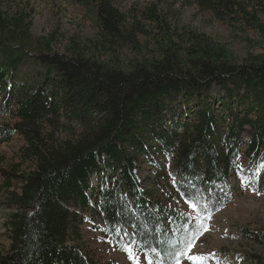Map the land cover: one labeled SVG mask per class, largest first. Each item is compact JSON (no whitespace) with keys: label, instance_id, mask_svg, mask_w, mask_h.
Instances as JSON below:
<instances>
[{"label":"trees","instance_id":"obj_1","mask_svg":"<svg viewBox=\"0 0 264 264\" xmlns=\"http://www.w3.org/2000/svg\"><path fill=\"white\" fill-rule=\"evenodd\" d=\"M210 5L203 6L212 9ZM97 12V26L106 36L105 41L128 39L129 32L125 34L128 30L119 26L122 15L107 0H99ZM17 23L22 28L24 19L9 23L0 12V32ZM45 45L48 48L47 42ZM197 46L200 49L187 51L186 58L166 50L160 61L128 73L106 69L82 55L67 59L45 55L41 60L50 71L32 94L25 93L26 90L7 92L14 69L21 62L20 54L10 51L12 69L5 67L8 58L0 59V94L12 95L5 97L8 107L16 104L8 113L16 125L12 128L4 124L0 142L20 134L28 145L22 149V155L33 165L24 174L16 167L1 171L7 192L15 182L20 188L17 193L10 192L11 202L19 213L12 214L8 221L10 244L0 255V264H95L77 244L85 225V190L90 175L98 171L96 163L102 153V159L111 163L108 174H118L114 178L115 187L98 195L101 219L109 229L115 226L117 213L128 215V205L118 200L125 188L132 196L133 211L140 218L144 216L146 202L134 171L140 157L153 163L150 149L153 144L163 155L176 152L171 173L179 178L176 189L187 199L217 189L212 184L220 179L219 173H223L219 189H223L225 197L233 194L234 161L241 155L250 162L264 158V62H242L237 66L218 63L221 54L202 51V47L206 48L202 41ZM180 61L190 68L180 67ZM51 71L56 74L53 78ZM212 83L216 86H211ZM213 87L222 90L223 96L219 92L214 96ZM214 101H220L223 112H227L222 118L212 109ZM61 116L70 126H81L83 132L77 140L55 148L52 132L65 122ZM166 118L171 121L168 126ZM225 119L230 121L223 146L220 142L223 132L218 124L225 123ZM45 126L51 127V131L45 130ZM179 128L183 132L179 133ZM245 136L249 144L242 154L239 145ZM198 181L201 188L195 186ZM202 199L207 201L201 202L205 208H199L200 216L221 203L215 202L214 196L197 200ZM148 216L150 223L155 221L157 234L153 240L162 259L165 245L158 232L162 221L153 214L147 213ZM241 232L243 238L250 233L254 241L264 242V230ZM249 258L250 262L264 264L261 256L251 254Z\"/></svg>","mask_w":264,"mask_h":264},{"label":"rangeland","instance_id":"obj_2","mask_svg":"<svg viewBox=\"0 0 264 264\" xmlns=\"http://www.w3.org/2000/svg\"><path fill=\"white\" fill-rule=\"evenodd\" d=\"M107 1L122 15L119 26L121 30H128H124L126 35L129 32L128 39L115 38L113 43L105 41L106 36L97 26L99 0H0V12L6 22L15 23L21 17L24 19L22 28H18L17 23L10 26L14 29L0 32V59H7L11 52L21 57L7 92L26 90L25 93L32 94L50 71L41 57L51 54L66 59L82 55L83 59L99 62L115 72L128 73L160 61L166 50L176 51L186 58V52L200 49L197 45L202 41L206 46L201 48L202 51L214 50L216 54H221L218 63L237 66L242 62H264V9L261 8L264 7V0ZM201 1L203 5L210 3L213 8L204 7ZM7 62L5 67L12 69L9 58ZM182 62L178 63L180 67L190 68ZM55 75L51 71L50 77ZM211 86L216 85L212 83ZM218 92L222 97V90L212 88L214 96ZM5 97L11 98L12 95L0 94V129L5 128L4 124L12 128L16 125V121L8 115L16 104L8 107V98ZM219 102L214 101L212 109L222 118L227 112H223L224 107ZM182 119L187 121L186 116ZM61 120L66 122L64 116ZM225 120V123L218 124L223 132L220 140L223 146L224 133L230 121ZM166 121L168 126L171 121L169 118ZM65 122L52 132L55 148L77 140L79 133L83 132L78 124L70 126ZM44 129L51 131L52 128L45 126ZM181 132L183 130L179 128ZM248 140L245 136L239 145L242 154L249 144ZM26 147L28 145L20 134L0 142V255L10 244L8 221L12 214L19 213L11 202L10 192L17 193L20 188L15 182L7 192L3 188L5 180L2 172L16 167L19 173L24 174L32 169V163L22 155V149ZM220 148L227 154L223 147ZM150 149L153 163H147L140 157L134 171L136 183L146 202L142 218L133 211L132 196L125 188L118 195V200L126 202L128 215L117 213L118 220L109 229L101 219L98 195L115 187V176L118 174H108L111 163L102 159V153L96 163L98 171L90 175L85 190V225L77 245L95 264H148L149 258L153 264H177L178 259L179 264H199V261L188 257H202L203 264H257L256 261L250 262L249 255L264 258V242L254 241L250 233L243 238L241 232L242 229L248 232L264 230V158L250 162L245 161L244 155L237 157L233 166L235 174L232 175L235 187L233 194L227 197L223 189H219V181L223 178V173H219L217 179H220L212 184L217 189L201 193L198 198L214 196V201L221 203L205 216H200L199 209L190 207L183 192L176 189L179 178L171 173L172 168L175 169L176 152L163 155L154 144ZM236 154L235 151L234 156ZM195 186L201 188L202 184L198 181ZM202 201L207 199L197 200L199 208H205ZM147 213L162 221L160 231L158 229L165 245L162 259L153 240L157 234L153 227L155 221L150 223ZM173 224L176 225L174 228ZM194 237L190 251L179 256L186 242Z\"/></svg>","mask_w":264,"mask_h":264},{"label":"snow or ice","instance_id":"obj_3","mask_svg":"<svg viewBox=\"0 0 264 264\" xmlns=\"http://www.w3.org/2000/svg\"><path fill=\"white\" fill-rule=\"evenodd\" d=\"M197 199H198V196H189L188 197V201H189L190 207H192L194 210H198L199 209V205L197 203ZM194 239H195V237L193 238V240L186 242V247L184 249H182L178 253L179 256L186 255L187 251H190L191 247L193 246ZM152 251H155V250L153 249ZM130 256H131V253H130ZM188 258L197 260V261H199V264H203V259L204 258H202V257H188ZM148 264H153L152 259H150V258L148 259ZM177 264H179V259L177 260Z\"/></svg>","mask_w":264,"mask_h":264}]
</instances>
